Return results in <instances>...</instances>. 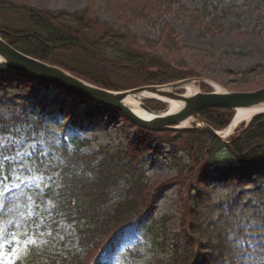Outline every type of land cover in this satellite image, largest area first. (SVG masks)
Here are the masks:
<instances>
[{
    "label": "trees",
    "instance_id": "16d2710c",
    "mask_svg": "<svg viewBox=\"0 0 264 264\" xmlns=\"http://www.w3.org/2000/svg\"><path fill=\"white\" fill-rule=\"evenodd\" d=\"M222 1L198 0L199 8L188 13L181 0H103L105 12L112 17L111 22H106L97 16L95 0H88L83 8L75 10L49 9L27 0H0V37L23 54L59 66L104 89L162 85L203 77L196 72L200 60L187 55L189 48L183 45L166 17L186 18L197 27L200 36H213L225 30L215 12ZM224 13L231 15L229 11ZM258 16L253 30L264 38V15ZM234 17L229 22L238 21L236 27L241 28L239 14ZM138 21L155 30L152 38L129 29ZM261 70L264 65L259 64L234 74L250 76ZM15 74L24 77L27 87L33 81ZM36 106L41 109L43 101L39 100ZM99 109L111 111L94 105L91 111L100 112ZM70 113L63 111L69 125H73L76 121ZM232 114L231 110L218 108L199 112L200 118L216 130L225 128ZM45 118V112L37 114L32 110L30 101L0 102V127L6 135L11 133L8 137L11 143L0 156V193L20 173L19 151L27 142L48 135ZM151 134L164 138L171 147L175 177L186 171L182 189L216 162L247 163L264 155V113L255 115L227 143L199 130ZM21 136L24 139L19 143ZM89 144L85 138L65 135L54 146L53 155H43L38 144L29 153L26 158L29 172L52 177L41 189L48 205L46 212L37 215L34 227L39 243L29 246L15 264H90L109 238L139 221L151 207L150 195L154 190L141 163L142 141L99 146L90 152L85 150ZM178 154L189 159L192 166L188 168ZM190 193L184 201L182 229L161 236L160 245L166 247L169 257L160 264H234V245L218 231L221 218L203 227L202 202L191 198ZM156 224L148 231L158 229ZM62 227L73 232V246ZM158 231L156 235H160ZM255 264H264V257Z\"/></svg>",
    "mask_w": 264,
    "mask_h": 264
},
{
    "label": "rangeland",
    "instance_id": "374dc122",
    "mask_svg": "<svg viewBox=\"0 0 264 264\" xmlns=\"http://www.w3.org/2000/svg\"><path fill=\"white\" fill-rule=\"evenodd\" d=\"M27 1L49 9L67 10L81 9L88 2ZM181 1L188 8V13L200 6L198 0ZM223 11H229L231 15H222ZM95 12L102 21H112V17L104 10L103 0H95ZM215 12L220 16L219 22L225 30L213 36H200L197 27L186 18L166 17L183 45L189 48L187 55H195L200 60L196 72L205 81L200 90L241 91L264 86V70L250 76H243L241 72L234 74L237 70L264 65V38L253 30L255 19L260 14L264 15V0H223ZM234 14H239L237 20L243 25L241 28L236 27L238 21L234 24L229 22L235 18ZM129 29L142 37L152 38L155 34L152 27L141 21L131 24ZM189 56L186 58L187 63ZM189 68L193 69V65H189ZM112 79L117 81L116 78ZM176 91L183 90L178 88ZM21 100L30 101L32 110L37 114L45 112L49 130L47 136L42 135L36 141L27 142L19 151L17 162L20 173L14 183L0 193V264H15L26 254L29 246L38 245L40 239L34 227L37 215L46 212L48 205L41 189L52 176L44 173L32 175L26 168V158L35 151L37 144L43 155H53L54 146L61 137L72 134L90 141L88 149H85L89 152L99 146L114 147L141 140V163L154 190L150 195L151 207L144 211L139 221L108 241L96 256L97 264H160L166 261L169 254L166 247L160 245L161 236L182 229L184 201L190 191L191 198L202 202L204 216L200 224L203 227L206 228L213 221L219 222L221 218L218 231L228 236L234 245V264H255L264 257V155L247 163L216 162L182 189L184 174L187 173L184 171L181 176L175 177L170 160L172 149L164 138L151 134L155 132L139 129L118 112L104 109H99L100 112L91 111L92 106L78 103L73 96L54 86L31 81L27 87L23 76L0 70V102L15 103ZM39 100L43 101L41 109L36 106ZM140 102L153 113L166 109V104L157 100ZM63 111L71 112L76 123L69 125ZM250 121L233 127L224 139L228 140L246 128ZM226 127L218 130H225ZM23 139L24 136H21L18 142L21 143ZM178 157L188 168L192 166V162L184 155L178 154ZM231 178L236 179L235 184H231ZM154 224L158 229L148 231ZM61 229L67 234L69 245L73 246V232L68 227ZM157 230L160 235L155 234Z\"/></svg>",
    "mask_w": 264,
    "mask_h": 264
},
{
    "label": "water",
    "instance_id": "95a60500",
    "mask_svg": "<svg viewBox=\"0 0 264 264\" xmlns=\"http://www.w3.org/2000/svg\"><path fill=\"white\" fill-rule=\"evenodd\" d=\"M0 69L11 70L25 74L34 81L59 87L65 92L81 98L95 105H102L119 111L131 124L151 131H180L202 130L214 138L225 141L224 133L214 130L199 116V112L209 108L229 110L247 109L257 113H264V87L253 91L224 90L222 92H202L200 82L203 78H191L163 85H147L121 91H112L97 87L73 75L61 67L47 64L16 50L0 37ZM196 82L197 90L191 95L177 93L175 90L183 84ZM148 92L159 100H175L181 105L172 113H153L140 102V108L150 114L148 119L135 115L124 104L128 95ZM254 114V115H255ZM185 123V125H182Z\"/></svg>",
    "mask_w": 264,
    "mask_h": 264
},
{
    "label": "bare ground",
    "instance_id": "6f19581e",
    "mask_svg": "<svg viewBox=\"0 0 264 264\" xmlns=\"http://www.w3.org/2000/svg\"><path fill=\"white\" fill-rule=\"evenodd\" d=\"M0 62H1V60H0ZM179 88H182L184 90V92H185L184 95H191L197 90V87L193 81L186 83V84H183V86L179 87ZM216 90H218V89H216ZM145 98H154V95L150 94L148 92H141V93H137L135 95H128L124 100V104L127 105L135 115H137L141 118H144V119H148L150 117V114L145 112L139 106L140 101L144 100ZM165 103H166V109H165V111L160 112V113L175 112L180 108V105H181L178 101H175V100H166ZM254 114H255L254 111L247 110V109L236 110L234 112V115H233V118L231 121V125L224 131V136L227 135L233 127L239 125L240 123H244V122L248 121ZM182 125H185V123H183Z\"/></svg>",
    "mask_w": 264,
    "mask_h": 264
},
{
    "label": "snow or ice",
    "instance_id": "6c2138e0",
    "mask_svg": "<svg viewBox=\"0 0 264 264\" xmlns=\"http://www.w3.org/2000/svg\"><path fill=\"white\" fill-rule=\"evenodd\" d=\"M9 135H11V133H8L6 135L5 129L3 127H0V156H2L3 152L7 150L5 146L11 143V141L8 138ZM238 243H243V241H238Z\"/></svg>",
    "mask_w": 264,
    "mask_h": 264
}]
</instances>
